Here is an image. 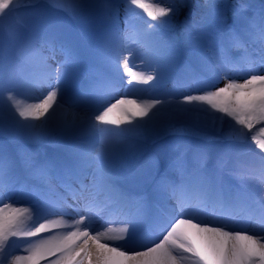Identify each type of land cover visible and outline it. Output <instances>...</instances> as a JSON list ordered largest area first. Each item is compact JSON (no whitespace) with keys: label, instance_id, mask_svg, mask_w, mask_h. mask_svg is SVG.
Wrapping results in <instances>:
<instances>
[{"label":"snow or ice","instance_id":"obj_1","mask_svg":"<svg viewBox=\"0 0 264 264\" xmlns=\"http://www.w3.org/2000/svg\"><path fill=\"white\" fill-rule=\"evenodd\" d=\"M121 7L0 0V196L40 197L0 207V264H264V0ZM121 69L174 86L138 103ZM175 133L214 144L181 150ZM105 215L123 227L95 231Z\"/></svg>","mask_w":264,"mask_h":264},{"label":"bare ground","instance_id":"obj_2","mask_svg":"<svg viewBox=\"0 0 264 264\" xmlns=\"http://www.w3.org/2000/svg\"><path fill=\"white\" fill-rule=\"evenodd\" d=\"M149 1V0H148ZM149 2H152V3H155L156 0H151ZM119 3L122 5L121 9H120V18L123 20L124 18V5L126 4V0H119ZM133 9H134V12L136 13L137 15V18L141 21H149V22H152L150 21V18L147 16L146 12L139 8V7H136V6H132ZM238 52L237 51V55H238ZM130 67H132V70L133 72H136V73H145L147 74L150 70L149 69H146L141 63L139 60H130ZM121 74L123 76H126V77H129L123 69H121ZM244 75H237L236 79H238L240 82H242V80L244 79ZM130 79V77H129ZM167 81L169 80H165L163 82H161L158 86L155 85L153 82H149V84H143V83H137V82H132L130 84V87L128 89L125 90L124 93H122L120 91V96H126V98L128 99H134L136 100L138 103H145V102H149L151 99H153L154 97L157 96L158 92L159 91H165V90H171L174 86V82L171 81L170 83H167ZM223 81H220L218 86H223ZM137 90H146V91H137ZM181 90H186V89H181ZM46 94V92H44L43 90L37 92V91H32V92H21L19 94H17V99L22 103V104H31V103H36L38 102V99L39 98H42V96ZM119 98V97H117ZM219 115H222L221 113H218L217 116ZM123 126V125H122ZM225 130H227V126L225 125ZM239 127V126H238ZM252 134L254 135V129L252 130ZM180 136H183V137H191L195 140H213V139H205L201 136H195V135H191L189 133H175L173 135V139L174 138H178ZM258 138V137H257ZM249 140L251 142V137H249ZM254 147V145H253ZM5 197H9L7 195L5 196H0V199L2 200L1 203H4L5 201L4 200H8V198H5ZM12 198V197H11ZM31 199V198H30ZM37 199V198H36ZM32 200V199H31ZM25 199H18V202H24ZM33 203H35V201L32 200ZM13 207H16V208H22V207H19V205L17 204H11ZM23 208H27V207H23ZM29 209V212H31L33 210V207H30L28 208ZM52 219H56V217H51ZM31 223V219L28 215V213H25V226L29 225ZM114 232L118 229H112ZM105 232V231H104ZM13 241L15 240H18V239H22V238H12ZM102 242H103V238H102ZM15 243V242H14ZM110 243H117V242H110ZM89 245H91V241H89ZM29 247L28 244H26L25 246H23L21 248V253H16L15 255H11L12 257L14 256H25L27 255V251L26 249ZM49 259H54V257H49ZM43 264V262H42Z\"/></svg>","mask_w":264,"mask_h":264},{"label":"rangeland","instance_id":"obj_3","mask_svg":"<svg viewBox=\"0 0 264 264\" xmlns=\"http://www.w3.org/2000/svg\"><path fill=\"white\" fill-rule=\"evenodd\" d=\"M41 2L43 3H46L47 0H41ZM253 3H256V4H259L261 2V0H252ZM16 20V17H9L5 23H14ZM184 94H188V93H184ZM204 108H208V105H203ZM209 111H212L211 109H209ZM216 115H218V113H216ZM232 123H235V121H232ZM260 127H262V125H256L254 127V134L257 135L259 137V129ZM175 142L177 141V144L180 145L181 147V150H183L185 147H192V146H196V145H200V144H203L209 148H211L214 144V141H205V142H201L199 140H195L191 137H183V136H180L178 138H174ZM13 244V243H12ZM14 247V249L10 250V255H15L17 252L18 253H21L20 252V249L17 248V246L14 244L12 245ZM19 247L23 246L22 243H19L18 244Z\"/></svg>","mask_w":264,"mask_h":264}]
</instances>
